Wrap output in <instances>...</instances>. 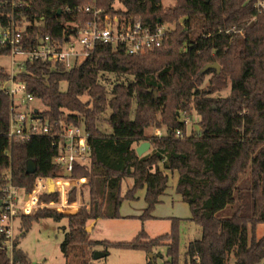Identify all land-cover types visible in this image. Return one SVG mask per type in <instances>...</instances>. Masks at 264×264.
Instances as JSON below:
<instances>
[{
    "label": "trees",
    "instance_id": "trees-1",
    "mask_svg": "<svg viewBox=\"0 0 264 264\" xmlns=\"http://www.w3.org/2000/svg\"><path fill=\"white\" fill-rule=\"evenodd\" d=\"M114 1L32 0L15 10L19 21L43 23L26 27L25 42L37 32L59 40L68 21L66 6L96 2L113 12ZM121 1L127 14L141 17L147 25L180 17L184 25H178L161 47L145 54L131 55L120 46L101 43L70 70L49 61H27L17 75L40 100L44 117L75 120L80 115L90 132L92 150L90 162L75 165L71 174L72 178H88L85 201L89 208L75 214L59 207L73 215L46 211L23 217L14 261L32 264L18 243L33 222L66 218L61 250L72 264H95L92 256L98 246L106 251L150 253L166 242L168 260L163 264H180L179 219H172L167 234L150 238L142 229L129 242L94 241L86 231L92 221L121 218L123 201L134 200L137 190L144 187L148 206L140 220L153 219L152 212L168 187L166 171H170L179 174L176 192L188 204L190 221L201 234L187 244L184 264H231L232 259L235 264H264V236L256 235L264 223V0L259 8L255 7L257 0H177L173 8H163L162 0ZM12 3L0 0L2 26L13 11ZM197 29L201 33L196 36ZM213 63L220 65L219 72H202ZM109 75L119 79L109 83ZM208 76L207 87L201 89ZM8 78L9 73L0 68V83ZM228 87L229 96L213 97ZM84 95L89 101H82ZM191 103L201 129L179 138L176 131L185 132L186 125L177 112ZM107 108L110 113L105 122L111 131L105 132L99 123ZM9 109V98L0 90V174L11 167L14 185L30 191L36 176L60 173L51 163L55 149L49 138L41 136L10 146ZM162 125L167 127L163 136L146 135L148 128ZM145 141L150 149L138 156L136 147ZM30 160L37 164L34 174L26 173ZM128 179L132 184L122 192ZM0 264H9L2 248Z\"/></svg>",
    "mask_w": 264,
    "mask_h": 264
},
{
    "label": "built area",
    "instance_id": "built-area-1",
    "mask_svg": "<svg viewBox=\"0 0 264 264\" xmlns=\"http://www.w3.org/2000/svg\"><path fill=\"white\" fill-rule=\"evenodd\" d=\"M31 1L13 0L12 13L6 24L0 25V48L8 52L12 62L8 80L0 83V90L5 92L10 102L7 136L10 146L14 143L23 145L33 137L49 138L55 149L51 163L60 173L54 177L36 176L30 191L14 185L11 167L0 174V248L6 251L9 264H21L14 261V249L16 238L22 233L23 217L41 211H55L65 215L68 213L61 212L59 207L72 206L80 199L82 203L78 205L77 212L89 208L85 201V184L88 178H72L71 174L75 165L90 162V132L80 115H75V120L66 119L67 116L51 120L42 115L43 108L33 106L37 101L42 104L28 90L26 82L17 78L23 72L25 63L49 61L70 70L78 66L101 43L120 46L131 55L145 54L161 47L174 30L169 21L159 20L155 25L145 24L141 17L127 14L126 6L121 0H115L111 5L113 12L99 7L96 2L66 6L64 14L68 21L61 39L41 36L37 32L25 42L26 27L43 24L18 20L15 9L29 5ZM116 2L120 3L121 8L115 7ZM261 5L262 0H257L255 7L259 8ZM180 25H184V22H180ZM230 31L229 29L226 33ZM232 31L236 32V29ZM208 36L203 34V37ZM184 114L186 112H178V116ZM179 121L187 125L188 119ZM176 135L179 138L190 136L182 130H177ZM155 136L163 135L157 129ZM6 155L11 157L10 150ZM48 194L55 195V198H45Z\"/></svg>",
    "mask_w": 264,
    "mask_h": 264
},
{
    "label": "rangeland",
    "instance_id": "rangeland-1",
    "mask_svg": "<svg viewBox=\"0 0 264 264\" xmlns=\"http://www.w3.org/2000/svg\"><path fill=\"white\" fill-rule=\"evenodd\" d=\"M161 3L163 8H173L175 7L177 0H162ZM115 7L121 8L120 3L116 2ZM183 19L184 17H180L177 20L169 21V23H171V26L174 29L173 31L177 30L178 25H180V22L183 23ZM200 33H201V29H197L196 36L199 35ZM16 67L17 66H15V68ZM0 68L5 72H11L12 62L9 55H5V54L0 55ZM108 78H109V83L116 82V80L119 79L115 75H109ZM209 78L210 76L206 77L204 83L201 85V89H205L207 87ZM106 87L108 88L109 85H106ZM62 89L63 90L66 89L65 84L62 85ZM229 94H230V87H228V89L222 91L219 94L213 95V97H220V96L227 97L229 96ZM81 99L84 102L89 101V97L87 95L82 96ZM33 106H36L40 109L43 108V106L40 105L38 101L35 102ZM178 112H186V115L184 114L183 116H178V117L179 120L181 121L188 119L185 130L188 135L194 133L196 134L200 131L201 129L199 126L200 117L198 116L193 103L190 104L189 108L185 110H180ZM109 113L110 111L107 108L106 111L101 115V122L99 123V128H101L105 132L111 131L110 129L108 130L107 123L105 122V119L106 117L109 116ZM157 129L160 130L162 135H164L167 130V127L164 125L152 126L146 130V135L148 137H153V136L157 137L155 136V130ZM128 184H131V180L129 179L124 181L122 185V192L125 191ZM166 203L167 205L165 204L164 201L162 204H160L159 207L160 209L158 213L162 215L161 220L150 222L148 223L147 229L145 228V232H147L152 238L167 234L171 231L172 223L169 220L163 219L169 216V214L174 213L179 216L182 215L183 217L180 218L184 220H186V218H189L191 216L190 208L187 204L183 202V200H181L179 204L175 203L174 205L173 204L171 205L170 202H166ZM64 207L68 208L71 211V213H75L78 210L77 203H75L72 206L64 205ZM41 212H46V211H41ZM185 214H188V216L185 217L184 216ZM65 215H71V214H65ZM90 223L88 224V226L91 225ZM112 223H113L112 221L100 222L99 225L103 229L102 228L96 229L94 233L91 235V239L112 240V238H115L114 228H110V226H112L111 225ZM66 227H67L66 218H63L60 221H55L53 218H45V219H40L39 221H35L32 223L30 229L24 233L25 235L19 239L18 247L29 256L32 264H72V262L67 261L61 250V244L64 241V236L65 233L67 232V229H65ZM200 235H201L200 228L197 225H195L193 222L184 221L183 223H180V251H181L180 264H184V253L186 251L187 244L190 241L199 238ZM256 235L259 238L264 236V223L260 224L257 227ZM126 238L128 241L133 239L132 236H128ZM167 243L169 242H166V244ZM166 244L163 246L155 247L153 251L150 253H146L145 251H141V250L111 249L110 255H108L103 259L102 264H163L165 261L168 260L166 256V249H167ZM150 254L153 256V259L150 257ZM98 263L100 262L97 261V263L95 264ZM231 264H235L234 259H232Z\"/></svg>",
    "mask_w": 264,
    "mask_h": 264
},
{
    "label": "crops",
    "instance_id": "crops-1",
    "mask_svg": "<svg viewBox=\"0 0 264 264\" xmlns=\"http://www.w3.org/2000/svg\"><path fill=\"white\" fill-rule=\"evenodd\" d=\"M159 166L162 169L161 163L159 164ZM166 174L168 175V187L165 190L164 194L160 197V203H158L155 206V208L152 212L153 219L145 220V221L140 220V217L143 215L144 210L148 206V204L145 200L146 187H144V188L138 190V192H136L134 200H126L125 202H123L121 204V206H120L121 218L93 221L92 223H94V224H93V228L90 232V238L96 229L102 228L99 224H100V222H104V221H112L113 222L111 224L112 226H110V228H114V232H115L114 237L115 238H112V240H110V239H97V240L92 239V240H94V241H109V242H129V241L133 240L142 229L145 231V228L147 229V227H148V223L153 222V221H160L162 218L161 217L162 215L158 213V211L160 209L159 208L160 204H162L165 201L166 205H167L166 202H170L171 205L172 204L174 205L175 203L179 204L180 201L182 200L181 195L176 192V187H177L178 180H179V174L177 172H170V171H166ZM131 184H132V181H131ZM131 184H129V185H131ZM185 204H187V203H185ZM61 207H64V206H61ZM184 216L187 217L188 214H185ZM180 217H183V216L182 215L179 216V215H176L174 213H171V214H169V216H167L166 218H163V219L169 220L172 223V219L176 218V219L180 220V223H183L184 221H190V218H191V216H190L189 218H186V220H184ZM92 223H90V224H92ZM128 236H132L133 239L128 241L126 238ZM148 236L150 238H152L149 234H148ZM111 249H116V248H109L108 251H106L102 246L96 247L95 251L99 252L100 253L99 255L101 257L98 260H93V258H92V261L95 263H97V261H99L100 263H98V264H102L103 259L105 257H107L108 255H110ZM118 250H122V249H118Z\"/></svg>",
    "mask_w": 264,
    "mask_h": 264
},
{
    "label": "water",
    "instance_id": "water-1",
    "mask_svg": "<svg viewBox=\"0 0 264 264\" xmlns=\"http://www.w3.org/2000/svg\"><path fill=\"white\" fill-rule=\"evenodd\" d=\"M2 51H3V49L0 48V52H2ZM208 69H216L219 72L221 68H220V65L218 63L208 64L202 69V72H205ZM35 112H37V111H35ZM149 149H150V143L148 141L142 142L138 147H136L137 155L142 156ZM36 170H37V164L33 160L28 161L27 166H26V173L27 174H34V173H36ZM52 190H53V186L51 184L50 191H52ZM93 224L94 223H92L91 225L86 227V231L88 233L92 230ZM99 254H100L99 252H95L92 256L93 260L100 259L101 256ZM150 257L153 259V256L151 254H150Z\"/></svg>",
    "mask_w": 264,
    "mask_h": 264
}]
</instances>
